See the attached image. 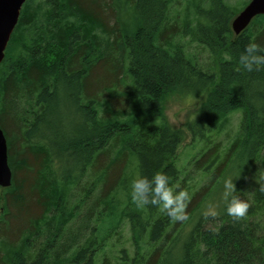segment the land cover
I'll list each match as a JSON object with an SVG mask.
<instances>
[{"label":"trees","instance_id":"1","mask_svg":"<svg viewBox=\"0 0 264 264\" xmlns=\"http://www.w3.org/2000/svg\"><path fill=\"white\" fill-rule=\"evenodd\" d=\"M231 4L24 2L0 63L12 173L0 187V264H264V66L240 63L250 43L264 55V14L236 35L242 8ZM173 93L200 101L186 130L164 113ZM187 134L202 145L191 170L176 159ZM259 166L245 217L228 215L225 197L216 215L202 211L225 174L241 197ZM156 173L188 192L187 220L132 202V182ZM196 174L207 180L193 189ZM125 224L129 247L112 257Z\"/></svg>","mask_w":264,"mask_h":264},{"label":"rangeland","instance_id":"2","mask_svg":"<svg viewBox=\"0 0 264 264\" xmlns=\"http://www.w3.org/2000/svg\"><path fill=\"white\" fill-rule=\"evenodd\" d=\"M232 4L231 5H239L240 9L243 8V6L248 3L250 0H247L245 4L242 5L243 1L245 0H229ZM193 50H195L199 56L200 60L202 62H207L210 61L209 53L202 47H199L197 45L191 46ZM200 101L199 99H195L192 97H189L187 95H181L178 93H173L168 95L165 100H164V113L168 119V121L177 127H181L182 129L186 130L185 127V122L192 114L194 113L195 109L199 106ZM240 115L239 113L233 114L231 116L230 120V128L229 131L232 135L237 130V124L239 121ZM202 147L201 143L200 144H192L190 135L187 134L185 140L183 143L179 146L177 154H176V159H177V164L179 168L183 169L186 167L187 170H191V167L189 166V161L191 158L196 156L198 154L199 149ZM262 165V164H261ZM258 172L257 173H250L246 179V184L245 187L242 191V195L240 198L242 200H245L246 202L251 196V193L253 192V189L255 188V183L256 180L258 179V175H260L263 171V166L257 167ZM132 172L134 175L136 173L134 172V167L131 168ZM226 177L221 181V183L216 187L215 191L210 194L206 200L204 201L202 205V211L204 212H209V208H212L215 210L217 213L220 205L223 202L224 199V180L227 178L233 179V173L229 172L225 174ZM228 175V176H227ZM207 180L206 176L204 175H199L196 174L195 178L191 182L193 189L199 188L205 181ZM194 183V185H193ZM122 200H124V197H122ZM122 236L121 239L123 241V244L117 243V236L115 235L110 241V245L113 243L115 246L110 249L109 246H107V251L109 252V255L113 256H118V250H120V247H129V228L128 225L125 224L123 225V229L121 230ZM118 246V247H117ZM110 249V250H109ZM129 251L130 248H128ZM100 264V262H98Z\"/></svg>","mask_w":264,"mask_h":264},{"label":"clouds","instance_id":"3","mask_svg":"<svg viewBox=\"0 0 264 264\" xmlns=\"http://www.w3.org/2000/svg\"><path fill=\"white\" fill-rule=\"evenodd\" d=\"M259 46L250 43L240 56V63L246 71H253L264 66V55L260 54ZM264 191V188L261 189ZM234 182L231 178L224 180V197L227 201V214L235 219L246 216L249 203L236 194ZM132 202L139 208L148 205L161 206L174 220L185 221V212L189 194L186 191L174 192L170 186V177L166 173H156L151 179L146 176L136 178L131 185ZM211 215H216L214 209L209 208Z\"/></svg>","mask_w":264,"mask_h":264},{"label":"water","instance_id":"4","mask_svg":"<svg viewBox=\"0 0 264 264\" xmlns=\"http://www.w3.org/2000/svg\"><path fill=\"white\" fill-rule=\"evenodd\" d=\"M26 0H0V63L12 32L17 24L22 5ZM260 14H264V0H250L232 19L231 28L234 34L242 32ZM12 173L8 164L7 142L0 126V187L11 185ZM66 264H76L68 262Z\"/></svg>","mask_w":264,"mask_h":264}]
</instances>
